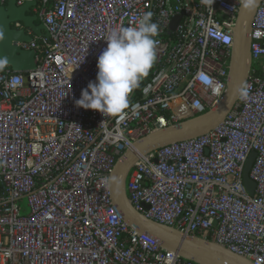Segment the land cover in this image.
<instances>
[{
  "label": "built area",
  "instance_id": "obj_1",
  "mask_svg": "<svg viewBox=\"0 0 264 264\" xmlns=\"http://www.w3.org/2000/svg\"><path fill=\"white\" fill-rule=\"evenodd\" d=\"M26 2H35L30 15L49 38L18 44L35 52L33 73L0 72V264H196L123 221L109 176L134 142L222 101L238 0H215L213 9L201 0L16 5ZM147 11L159 25L158 62L133 93L128 117L118 122L78 107L82 91L96 81L110 32L135 26L132 16ZM251 33L248 100L238 98L207 134L141 157L126 194L146 218L264 264V0ZM200 71L214 78L218 93L200 83ZM252 152L250 195L242 175Z\"/></svg>",
  "mask_w": 264,
  "mask_h": 264
},
{
  "label": "water",
  "instance_id": "obj_2",
  "mask_svg": "<svg viewBox=\"0 0 264 264\" xmlns=\"http://www.w3.org/2000/svg\"><path fill=\"white\" fill-rule=\"evenodd\" d=\"M16 1L7 0L6 4L0 5V29L4 30L5 35V39L0 41V58L6 57L9 61L4 70L29 75L36 70L35 52L25 51L18 44L31 42L33 36L49 38V35L45 27L38 23V18L30 15V8L35 6V2H26L17 6ZM254 14L241 11L239 8L234 28L228 82L224 97L218 106L203 115L157 130L134 142L116 161L115 169L109 176L111 200L119 210L123 221L130 228L156 239L163 249L173 251L181 258L196 264L252 263L216 243L186 235L146 218L130 204L126 194V181L129 172L141 157L169 144L203 136L223 124L239 100L234 95V90L245 84L249 78L252 67L250 34H252ZM179 21L178 16L171 22L170 31L176 28ZM15 22L22 23L23 29L14 30L12 24ZM255 157L254 152L250 153L242 175L243 183L250 195L255 189V183L249 178Z\"/></svg>",
  "mask_w": 264,
  "mask_h": 264
},
{
  "label": "clouds",
  "instance_id": "obj_3",
  "mask_svg": "<svg viewBox=\"0 0 264 264\" xmlns=\"http://www.w3.org/2000/svg\"><path fill=\"white\" fill-rule=\"evenodd\" d=\"M261 0H238L241 11L255 13ZM201 3L213 9L215 0H201ZM154 14L150 11L140 16L133 15L128 27L112 30L108 35L107 48L98 59V74L95 82H90L82 91L81 99L76 103L85 110L91 109L104 117L123 122L133 108L131 97L142 81L147 78L158 62L160 35L159 25L153 23ZM5 39L4 30L0 29V41ZM229 47L232 41L223 38ZM8 59L0 58V72L8 66ZM201 84L218 93L214 78L200 71L196 77ZM234 95L241 101H247L250 86L243 84L234 90ZM134 110V109H133Z\"/></svg>",
  "mask_w": 264,
  "mask_h": 264
},
{
  "label": "rangeland",
  "instance_id": "obj_4",
  "mask_svg": "<svg viewBox=\"0 0 264 264\" xmlns=\"http://www.w3.org/2000/svg\"><path fill=\"white\" fill-rule=\"evenodd\" d=\"M21 205H22L23 207H25V206H26V201H22Z\"/></svg>",
  "mask_w": 264,
  "mask_h": 264
},
{
  "label": "trees",
  "instance_id": "obj_5",
  "mask_svg": "<svg viewBox=\"0 0 264 264\" xmlns=\"http://www.w3.org/2000/svg\"><path fill=\"white\" fill-rule=\"evenodd\" d=\"M189 119H192V117H187V118H185L184 120H182V122L187 121V120H189Z\"/></svg>",
  "mask_w": 264,
  "mask_h": 264
},
{
  "label": "crops",
  "instance_id": "obj_6",
  "mask_svg": "<svg viewBox=\"0 0 264 264\" xmlns=\"http://www.w3.org/2000/svg\"><path fill=\"white\" fill-rule=\"evenodd\" d=\"M39 23V22H38ZM40 24V23H39Z\"/></svg>",
  "mask_w": 264,
  "mask_h": 264
}]
</instances>
